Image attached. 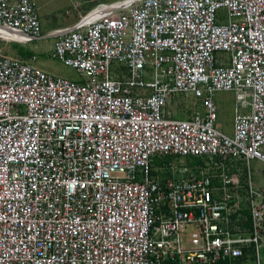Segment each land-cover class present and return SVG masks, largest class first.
I'll return each mask as SVG.
<instances>
[{
  "label": "built area",
  "instance_id": "obj_1",
  "mask_svg": "<svg viewBox=\"0 0 264 264\" xmlns=\"http://www.w3.org/2000/svg\"><path fill=\"white\" fill-rule=\"evenodd\" d=\"M0 31L80 77L0 54V264H260L264 0H119L47 32L0 0Z\"/></svg>",
  "mask_w": 264,
  "mask_h": 264
},
{
  "label": "rangeland",
  "instance_id": "obj_2",
  "mask_svg": "<svg viewBox=\"0 0 264 264\" xmlns=\"http://www.w3.org/2000/svg\"><path fill=\"white\" fill-rule=\"evenodd\" d=\"M115 1L119 0H36V4L43 31L47 32L51 29L67 25L79 7H82L81 9L84 10L88 8L91 10L99 4H108ZM7 40L16 41L8 37H0L1 55L27 61L36 68L56 77L75 81L79 80L80 77L74 70L64 66L61 62L52 57L53 43L51 39H44L27 44H18L10 41L8 42ZM19 49L31 51L33 57L31 59L23 58L20 55ZM214 99L219 112L216 127L223 133L230 135L233 130L234 96L231 93H216ZM198 107L199 102L191 98L180 96L172 99L168 106V111L171 116L182 119L189 117ZM154 167L156 168L155 164ZM250 168L257 184L263 185L264 182L261 180L264 178V166L257 162H252ZM163 176H166V174H163ZM238 264H256L255 257L250 252ZM260 264H264V250L260 251Z\"/></svg>",
  "mask_w": 264,
  "mask_h": 264
},
{
  "label": "crops",
  "instance_id": "obj_3",
  "mask_svg": "<svg viewBox=\"0 0 264 264\" xmlns=\"http://www.w3.org/2000/svg\"><path fill=\"white\" fill-rule=\"evenodd\" d=\"M82 7H79V11L77 10V11H75V13H74V15H73V18H71V20H70V22H68L67 23V25H71L72 23H74L81 15H84L85 13H87L88 12V10L90 9V8H86L87 10H84V9H81ZM81 10V11H80ZM65 23V22H64ZM58 24V23H57ZM62 24V23H61ZM60 24V25H61ZM79 80H80V78H79ZM172 117H174V116H172ZM180 119V118H179ZM182 119H184V118H182ZM233 131V130H232ZM232 134V133H231ZM162 162L161 161H159V162H157V163H155V166H156V168H158V167H161L162 166ZM153 168H155L154 166H153ZM162 177H165V176H163L162 175Z\"/></svg>",
  "mask_w": 264,
  "mask_h": 264
},
{
  "label": "bare ground",
  "instance_id": "obj_4",
  "mask_svg": "<svg viewBox=\"0 0 264 264\" xmlns=\"http://www.w3.org/2000/svg\"><path fill=\"white\" fill-rule=\"evenodd\" d=\"M0 37H8V38H11L13 40L20 39V37L18 35L13 34L11 31H6V32L0 31ZM18 41L21 42L20 40H18Z\"/></svg>",
  "mask_w": 264,
  "mask_h": 264
},
{
  "label": "trees",
  "instance_id": "obj_5",
  "mask_svg": "<svg viewBox=\"0 0 264 264\" xmlns=\"http://www.w3.org/2000/svg\"><path fill=\"white\" fill-rule=\"evenodd\" d=\"M20 55L25 59H31L33 57V53L31 51H25L24 49H19ZM217 264H226V262H218Z\"/></svg>",
  "mask_w": 264,
  "mask_h": 264
}]
</instances>
